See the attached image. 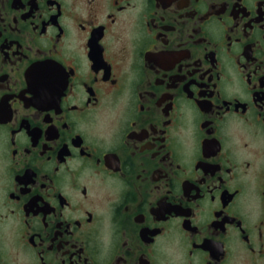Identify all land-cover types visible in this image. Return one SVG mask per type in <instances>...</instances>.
<instances>
[{"label":"flooded vegetation","instance_id":"1","mask_svg":"<svg viewBox=\"0 0 264 264\" xmlns=\"http://www.w3.org/2000/svg\"><path fill=\"white\" fill-rule=\"evenodd\" d=\"M0 264H264V0H0Z\"/></svg>","mask_w":264,"mask_h":264}]
</instances>
